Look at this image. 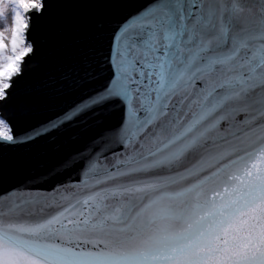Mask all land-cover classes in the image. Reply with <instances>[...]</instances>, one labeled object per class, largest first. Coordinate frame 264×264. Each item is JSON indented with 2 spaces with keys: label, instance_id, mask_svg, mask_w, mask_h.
Returning <instances> with one entry per match:
<instances>
[{
  "label": "snow or ice",
  "instance_id": "6c2138e0",
  "mask_svg": "<svg viewBox=\"0 0 264 264\" xmlns=\"http://www.w3.org/2000/svg\"><path fill=\"white\" fill-rule=\"evenodd\" d=\"M8 4L0 107L29 73L35 22L53 7L81 39L48 53L40 103L100 83L23 133L0 114V167L6 150L89 117L101 131L60 162L74 177L0 209V264H264V3Z\"/></svg>",
  "mask_w": 264,
  "mask_h": 264
},
{
  "label": "water",
  "instance_id": "95a60500",
  "mask_svg": "<svg viewBox=\"0 0 264 264\" xmlns=\"http://www.w3.org/2000/svg\"><path fill=\"white\" fill-rule=\"evenodd\" d=\"M56 3L58 0H53V4ZM261 3L264 0H256V7ZM51 12V16L35 22L32 39L40 48L35 59L28 65L29 73L17 86L13 98L0 107V114L12 119L17 133H23L40 120L52 116L76 99L81 92L100 83L95 81L92 85H85L83 89H70L47 104L40 103L41 100L49 99L46 63L48 53L53 48L58 49L61 44L71 47L74 41L81 39L76 26L66 20L63 9L53 7ZM94 70L101 71L99 67H94ZM24 108L30 111L27 118L21 115ZM117 118L116 114L110 115L106 124L115 123ZM100 131L89 117L86 123L63 134H56L51 140L44 138L33 145L6 150L7 162L0 167V209H6L12 197L26 193L48 194L53 187L74 177L77 173L71 169L66 170V165L60 162L71 153L89 148ZM36 185L39 187H33Z\"/></svg>",
  "mask_w": 264,
  "mask_h": 264
},
{
  "label": "rangeland",
  "instance_id": "374dc122",
  "mask_svg": "<svg viewBox=\"0 0 264 264\" xmlns=\"http://www.w3.org/2000/svg\"><path fill=\"white\" fill-rule=\"evenodd\" d=\"M8 8H9L8 0H0V20H4Z\"/></svg>",
  "mask_w": 264,
  "mask_h": 264
}]
</instances>
